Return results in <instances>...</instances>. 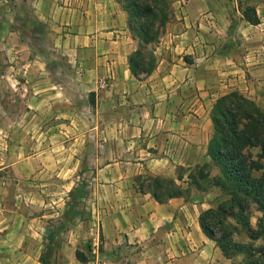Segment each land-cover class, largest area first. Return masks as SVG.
<instances>
[{
    "label": "crops",
    "instance_id": "0c3cea01",
    "mask_svg": "<svg viewBox=\"0 0 264 264\" xmlns=\"http://www.w3.org/2000/svg\"><path fill=\"white\" fill-rule=\"evenodd\" d=\"M13 2L0 23L3 39L21 21L31 32L47 29L45 37L53 35L55 42H66L72 50L67 57L72 70L58 66L61 55L46 53L31 74H50L63 89L67 77L72 89L77 84L78 89L97 91L110 111L120 106V114L111 113L107 119L119 124L113 128L117 145L113 152L120 154L126 177L135 174L134 193H119L117 198L125 205L103 217L113 225L104 232L107 245L126 253L132 264H237L200 225L201 211L211 203L198 198L196 191L189 198L161 203L136 183L148 171L174 175L178 169L212 163L208 154L215 134L212 111L220 97L238 91L264 111V35L258 36L256 28L260 24L241 18L234 0H171V18L156 45L157 66L138 78L129 63L137 40L122 0ZM243 23L251 25L244 35L236 29ZM50 57L57 63L54 68ZM78 69L81 82L75 79ZM213 171L219 174L217 166ZM1 229L0 236L7 234L9 243L0 249V258L16 260L29 238L14 236L12 241L16 227ZM40 229L41 233L25 224L20 234L41 235Z\"/></svg>",
    "mask_w": 264,
    "mask_h": 264
},
{
    "label": "rangeland",
    "instance_id": "374dc122",
    "mask_svg": "<svg viewBox=\"0 0 264 264\" xmlns=\"http://www.w3.org/2000/svg\"><path fill=\"white\" fill-rule=\"evenodd\" d=\"M13 1L0 0V23L8 17ZM234 1L240 11L248 5L256 7L260 17L257 33L263 36L264 0ZM16 26L4 39L0 32V232L1 228L7 232L16 227L11 240H29L16 260L0 258V264H94L97 257L103 264H132L126 253L107 245L104 235L113 225L103 217L125 205L117 195L134 193L135 174L128 179L120 165V154L113 152L117 149L113 128L119 124L107 119L111 113L119 115L120 106L110 111L97 91L82 86L78 89L77 84L72 89L67 77H63V89L50 74H31L46 53L61 55L62 59L56 60L58 66L72 70L67 58L72 50L66 42H55L53 35L45 37L47 29L36 27L37 33L31 32L32 28L21 21ZM249 27L243 23L236 29L243 34ZM156 45L150 46L155 54ZM49 60L54 68L55 58ZM81 72L76 71V81L81 82ZM259 151L253 149L255 154ZM204 164L212 166L215 176L214 163ZM194 167L178 169L174 175L142 173L136 188L149 190L152 179L159 177L174 178L185 189ZM179 177L184 179L179 181ZM217 190L214 186L207 191L193 188L188 196L196 191L198 198L216 207L223 197ZM252 210L251 222L256 227L261 212L255 205ZM25 224L39 233L42 227V234H20ZM234 238L250 242L245 231ZM8 240L7 234L0 236V249H5ZM77 252L87 259L81 261ZM233 259L243 264L244 255Z\"/></svg>",
    "mask_w": 264,
    "mask_h": 264
},
{
    "label": "trees",
    "instance_id": "16d2710c",
    "mask_svg": "<svg viewBox=\"0 0 264 264\" xmlns=\"http://www.w3.org/2000/svg\"><path fill=\"white\" fill-rule=\"evenodd\" d=\"M122 1L132 35L138 40V48L129 58L130 68L140 78L157 66L155 50L150 46L158 43L165 32L172 14L171 0ZM242 13L251 24L260 22L255 6H246ZM212 117L215 134L208 154L219 174L212 176L210 164L196 165L185 189L174 178L155 177L149 190L165 203L172 197L188 198L193 188H219L223 197L218 205L200 214L203 231L228 258L243 254V264H264V111L253 100L232 91L216 101ZM254 148L260 151L255 154ZM254 205L261 212L256 227L251 222ZM242 231L250 242L235 240L234 235ZM260 240L263 243L258 245ZM77 257L87 259L79 252Z\"/></svg>",
    "mask_w": 264,
    "mask_h": 264
},
{
    "label": "built area",
    "instance_id": "2783aa9c",
    "mask_svg": "<svg viewBox=\"0 0 264 264\" xmlns=\"http://www.w3.org/2000/svg\"><path fill=\"white\" fill-rule=\"evenodd\" d=\"M94 251H95V253H99L98 252V249H96ZM94 264H103V262H102V260H100V257H97L96 260H95V262H94Z\"/></svg>",
    "mask_w": 264,
    "mask_h": 264
}]
</instances>
